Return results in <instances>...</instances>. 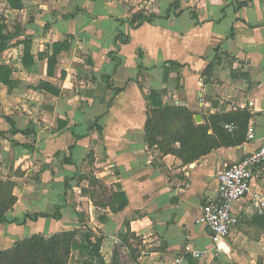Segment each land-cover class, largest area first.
<instances>
[{
    "label": "crops",
    "instance_id": "0c3cea01",
    "mask_svg": "<svg viewBox=\"0 0 264 264\" xmlns=\"http://www.w3.org/2000/svg\"><path fill=\"white\" fill-rule=\"evenodd\" d=\"M22 1L14 9L3 0L0 9L9 31L17 26L31 37L33 59L23 66L24 46L15 43L22 35L0 52L13 82L0 81V181L15 197L8 217L59 210L60 218L1 222L0 249L35 233L87 226L102 236L106 261L118 249L121 264L124 256L129 264H264V207L252 203L254 194L264 199V164L232 203L237 223L218 247L195 222L216 193L217 174L252 152L263 134L264 0ZM138 12L154 17L132 27ZM151 90L163 106L186 107L197 124L246 113V132L216 122L206 154L184 162L162 153L144 141ZM91 174L105 188L96 200L125 193L121 210L82 192L91 189L84 179ZM126 233L132 252L120 241ZM75 252L80 264L86 255Z\"/></svg>",
    "mask_w": 264,
    "mask_h": 264
},
{
    "label": "trees",
    "instance_id": "16d2710c",
    "mask_svg": "<svg viewBox=\"0 0 264 264\" xmlns=\"http://www.w3.org/2000/svg\"><path fill=\"white\" fill-rule=\"evenodd\" d=\"M8 5L14 9L23 7L22 0H7ZM154 16H145L143 12L134 14L128 21L132 27H138L144 22L152 21ZM22 35L21 43L24 46L22 58L23 66L28 67L33 61L30 54L31 37L19 31L15 26L13 32L7 29L4 18H0V52L6 49L12 39ZM121 41H128L129 36H118ZM14 43V44H15ZM54 56L48 59V72L53 66ZM211 71L208 65L205 73ZM9 68L0 66V81L8 86H12V80L7 76ZM108 87H111L109 79H104ZM39 87V86H38ZM147 101V114L144 124V141L150 146H156L162 153H174L184 162L192 161L200 155L206 154L214 146L215 142L210 128L218 132L216 122L227 121L236 126L234 133L243 136L247 129L246 113H239L237 116L222 118L221 116L211 115L210 124H197L193 119V113L183 106H163L160 93L155 90L149 91L145 95ZM233 119V120H231ZM230 143L236 144L240 139H232L231 134H226ZM177 143V147L175 144ZM88 180L90 190L83 189L82 192L94 199L98 205H108L114 212L121 210L127 203L124 192H113L104 201L96 200L101 196V191L105 188L92 174L84 176ZM15 197L11 194V185L0 181V223L8 222L23 225L27 221H36L39 217L60 218L59 210L53 213L33 212L25 213L21 217H8L6 212L12 207ZM116 203V204H115ZM79 235V236H78ZM129 234H120V241L123 246L131 250L129 244ZM102 236L95 235L91 230L84 228H74L58 233L44 235L35 233L23 239L15 241L10 247L0 249V264H69L71 253L78 250L85 254L81 258L80 264H121L118 249H114L110 261H106L101 254ZM133 259V258H132Z\"/></svg>",
    "mask_w": 264,
    "mask_h": 264
},
{
    "label": "built area",
    "instance_id": "2783aa9c",
    "mask_svg": "<svg viewBox=\"0 0 264 264\" xmlns=\"http://www.w3.org/2000/svg\"><path fill=\"white\" fill-rule=\"evenodd\" d=\"M264 119V105L262 109ZM231 129L233 124L224 125ZM254 130H247V138L254 137ZM264 164V122L263 134L257 147L245 155L238 162L224 168L217 174L216 193L208 198L201 206V212L196 223L206 226L210 233L213 246L218 247L220 242L230 235L232 228L237 223V216L232 210V203L243 198L250 190L252 169ZM253 204L264 207V199L259 194L253 195ZM113 244H118V238L112 239Z\"/></svg>",
    "mask_w": 264,
    "mask_h": 264
},
{
    "label": "rangeland",
    "instance_id": "374dc122",
    "mask_svg": "<svg viewBox=\"0 0 264 264\" xmlns=\"http://www.w3.org/2000/svg\"><path fill=\"white\" fill-rule=\"evenodd\" d=\"M2 2H3V0H0V9L1 10L4 8V5H3ZM86 228L89 229L87 226H86ZM137 242H138L137 240H134V243L135 244H137ZM0 247H6V246H5V244L1 243V246ZM77 258H78V254H77V252L74 251L72 253V256L70 257L69 264H78V259ZM122 262H123V264H129L128 258L126 259L125 256L123 257V261Z\"/></svg>",
    "mask_w": 264,
    "mask_h": 264
}]
</instances>
